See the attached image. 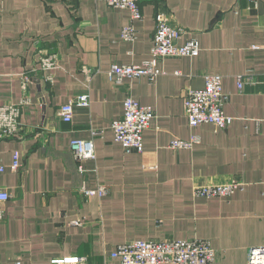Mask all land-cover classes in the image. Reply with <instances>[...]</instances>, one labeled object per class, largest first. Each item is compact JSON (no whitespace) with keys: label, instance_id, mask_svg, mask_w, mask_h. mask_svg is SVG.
I'll return each mask as SVG.
<instances>
[{"label":"crops","instance_id":"1","mask_svg":"<svg viewBox=\"0 0 264 264\" xmlns=\"http://www.w3.org/2000/svg\"><path fill=\"white\" fill-rule=\"evenodd\" d=\"M140 10L125 41L129 11L102 0H0V106L18 105L29 133L0 138V189L10 195L0 204V264H118L106 257L117 245L147 239L208 240L211 264H246L249 248L264 245V0H143ZM158 12L183 28L176 43L195 38L199 53L162 58L152 81L115 84L112 64L150 59ZM47 55L54 65L44 69ZM208 73L222 76L226 129L192 128L184 116L186 90ZM81 94L89 106L63 121L59 106ZM126 97L154 111L141 153L125 151L110 128ZM193 135L190 147L169 145ZM73 139H92L95 157L77 160ZM233 179L243 186L229 196L194 193ZM98 184L106 194L83 196Z\"/></svg>","mask_w":264,"mask_h":264},{"label":"built area","instance_id":"2","mask_svg":"<svg viewBox=\"0 0 264 264\" xmlns=\"http://www.w3.org/2000/svg\"><path fill=\"white\" fill-rule=\"evenodd\" d=\"M109 7L126 9L130 13V21L121 29V37L125 41L135 39L136 30L134 20L141 18L140 3L143 0H102ZM155 31L150 49V59L140 65L112 64L107 70L108 78L115 84H120L123 78L148 77L154 80L162 70L158 62L166 57L196 56L199 53L198 42L190 38L182 44L176 41L183 33V28L173 24L169 14L158 12L155 14ZM55 57L47 55L40 59L41 67L49 69L54 65ZM36 69L21 75L22 87ZM31 74V75H30ZM204 85L199 89H188L184 97V116L187 124L194 128L202 123H210L217 128L226 129L232 122V117L224 113L226 95L222 89V76L216 73L204 74ZM243 77H237V88L241 90ZM89 95L81 94L73 100L59 106L60 118L69 122L76 107H88ZM18 105L6 103L0 106V138H27L29 133L18 117ZM154 118V111L150 106L141 105L137 100L126 97L123 101V112L120 118L111 122L115 141L119 142L127 152L143 151V132L149 127ZM26 130V129H25ZM96 134L92 131V135ZM198 137L193 135L189 140H172L171 148H187ZM70 151L77 160L93 159L95 157L92 139H73L70 142ZM19 163L14 159L12 169L16 170ZM78 170L83 171L78 165ZM243 183L231 180L223 183L205 184L194 188L196 196L224 197L241 189ZM105 184H98L95 189L82 187L83 196H102L107 192ZM10 195L0 189V204L6 202ZM4 218V210L0 207V221ZM216 252L208 240L203 239H170V240H134L119 244L106 257L108 262L118 264H211ZM75 264H84L83 257L75 256ZM246 264H264V245L251 246L247 252Z\"/></svg>","mask_w":264,"mask_h":264}]
</instances>
